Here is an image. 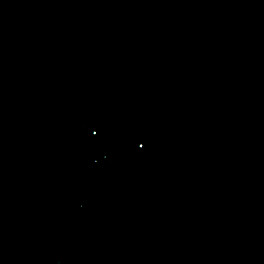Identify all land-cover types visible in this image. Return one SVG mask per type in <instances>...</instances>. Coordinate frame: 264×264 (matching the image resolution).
Returning <instances> with one entry per match:
<instances>
[{
    "label": "water",
    "instance_id": "1",
    "mask_svg": "<svg viewBox=\"0 0 264 264\" xmlns=\"http://www.w3.org/2000/svg\"><path fill=\"white\" fill-rule=\"evenodd\" d=\"M0 264H264V0H0Z\"/></svg>",
    "mask_w": 264,
    "mask_h": 264
}]
</instances>
